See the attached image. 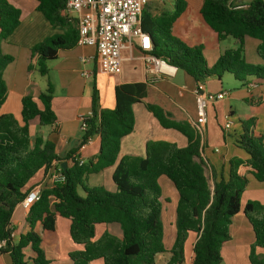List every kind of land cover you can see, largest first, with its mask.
<instances>
[{"label": "trees", "instance_id": "1", "mask_svg": "<svg viewBox=\"0 0 264 264\" xmlns=\"http://www.w3.org/2000/svg\"><path fill=\"white\" fill-rule=\"evenodd\" d=\"M36 1L37 10L53 27L63 31L32 48L38 73L46 76L48 62L57 59L61 50L77 46L79 31L77 20L66 13L68 0ZM186 7L184 0H176L174 11L156 16L143 11L141 28L153 39L154 56L184 71L199 84L209 78L221 80L225 74L242 84L253 77L264 80V0H253L245 7L235 0H203L201 18L217 41H238V47L226 50L213 66L205 58L203 45L189 46L174 35V25ZM20 23L21 11L7 0H0V44ZM247 38L259 42L256 53L262 64L248 63ZM12 62L13 58L4 55L0 48V107L7 95L3 73ZM53 93L49 85L36 98L25 96L20 121L13 115L0 116V256L9 255L11 264H51L47 242L55 233L57 220L65 219L70 222L69 237L79 247L69 254L72 264H156V257L165 253L170 254L166 264H223L222 249L231 240L230 227L243 210L255 236L250 261L264 264V259L256 255L257 248L264 249V204L248 202L244 208L241 204L249 184L239 174L241 166L251 167L255 179L264 182V136L256 133L253 119L241 123L242 133L237 141L248 159H232L227 179L213 173L211 187L195 127L171 120V115L157 105L145 104V84L117 86L115 107L102 109L95 81L92 117L86 120L88 129L81 147L89 139L99 137L100 151L87 163L72 158V153L62 159L49 140L36 137L33 141L31 122L37 119L44 127L57 121ZM135 104H145L162 128L181 133L187 146L149 141L143 157L119 158L122 139L134 131ZM70 160L72 166L68 167ZM54 166L61 168L64 180L42 189L40 200L31 206L26 217V230L17 242L12 240V219L17 207L32 189L36 176L45 175ZM110 168H114V192L87 185L90 176ZM162 177L172 183L178 195L176 234L169 250L164 242L163 193L159 184ZM99 226L105 229L99 231ZM108 226H117L121 237L110 232ZM26 250L33 256H27Z\"/></svg>", "mask_w": 264, "mask_h": 264}, {"label": "crops", "instance_id": "2", "mask_svg": "<svg viewBox=\"0 0 264 264\" xmlns=\"http://www.w3.org/2000/svg\"><path fill=\"white\" fill-rule=\"evenodd\" d=\"M7 1L21 11V23L11 36L0 44L2 53L13 58V62L7 66L3 73L7 95L0 107V116L9 114L20 121L22 99L25 96L31 95L36 98L41 91H46L49 85H52L54 91L52 105L57 121L52 126L44 127L39 125L37 119L31 122L33 141L36 137H41L53 142L57 155L62 159L72 153V158L87 163L98 155L100 151L99 137L92 138L90 143L81 147L85 134L81 130V121L84 117H88L92 111L95 81L100 91L102 109L115 107L114 89L117 86L142 83L147 86L145 104L157 105L171 115V120L186 122L195 127L194 124L198 118L196 91L199 83H196L182 70H178L175 77L170 79H155L147 75L138 48V41L134 42L133 48L122 52L123 63L120 75L108 76L101 70L95 48L75 46L71 50H61L57 59L48 62V75L41 76L37 70V57L33 56L32 48L47 38L62 34L63 31L53 27L37 10L38 2L36 0ZM184 1L187 7L174 25V35L189 46L203 45L205 58L208 64L213 66L226 50L237 48L238 41L233 39V48L224 50L221 43L227 42L231 38L218 42L216 35L204 24L200 15L203 0ZM252 1L235 0V3L245 7ZM175 2L176 0H158L149 4L144 10L152 16H156L164 11H174ZM70 17L76 20L74 16ZM194 18L197 20L199 28L196 27ZM258 44L259 42L255 39H245V54L250 64H262V60L256 53ZM85 58L88 59L86 63L82 61ZM85 71L90 73L89 78L82 76ZM226 80L235 79L232 75L225 74L221 80L209 78L203 84L204 93L227 92L229 94L224 100L208 106L206 123L201 127L202 157L207 163L206 175L207 177L208 174L210 175V179L209 177L208 179L211 187H213V173L218 178L227 179L229 163L232 159L237 158L243 161L248 159L246 152L237 145L242 133L241 123L243 121L253 119L256 133L264 136V80L253 77L249 78L246 84L232 81L233 91L224 88ZM251 84L254 86L249 87ZM145 104L133 106L134 131L122 139L119 158L124 156L143 157L146 144L149 141H167L175 143L179 147H185L188 144L187 139L181 133L162 128L153 114L147 110ZM227 122L231 123V128L228 131L225 130ZM71 166L72 161L70 160L68 167ZM54 172L56 171L52 168L45 175L43 173L37 175L31 184L32 188L35 186H41L42 189L50 188L54 184ZM113 172L114 168H110L96 174L100 177L97 182L99 186L105 187L111 192L115 191L112 183ZM252 172V168L246 165L239 168V174L249 180L242 196V208L248 202L264 204V182H258ZM89 178L87 184H89ZM164 212L165 218L175 223L176 213L173 215L168 209ZM27 215L28 211L21 205L17 207L13 215L12 228L16 234L14 240L16 242L19 240L20 233L26 230ZM59 220H57L55 233L47 242V255L49 254V245L55 247L60 245V242L58 245L56 243ZM66 222L64 229L69 235L70 222L68 220ZM107 228L114 235L121 237L117 226H108ZM104 229V226L98 227L99 231ZM230 235L231 240L222 249L223 264H252L250 254L255 236L243 210L234 217ZM188 245L190 246V243ZM76 250H79V247L73 243L69 246L67 254L62 253L61 258L63 259L57 263H66L67 261L64 259L68 260V255ZM26 254L33 256L28 250H26ZM256 255L264 259V249L257 248ZM169 258L170 254H168V260ZM51 261L54 262V260ZM0 264H11L9 255L0 256Z\"/></svg>", "mask_w": 264, "mask_h": 264}, {"label": "built area", "instance_id": "3", "mask_svg": "<svg viewBox=\"0 0 264 264\" xmlns=\"http://www.w3.org/2000/svg\"><path fill=\"white\" fill-rule=\"evenodd\" d=\"M158 0H68L66 13L74 16L77 20L79 38L77 46L93 47L97 51L98 63L101 70L108 76L120 75L122 73V52L133 48L135 41H138V48L141 52V59L144 62L145 72L155 79L173 78L178 69L165 60L157 58L152 54L154 42L152 37L143 32L141 18L144 9L151 3ZM84 63L88 59L82 60ZM85 78L90 73H82ZM251 84L249 87H253ZM204 85L199 84L196 91L197 121L194 124L199 135H202L201 127L206 123L207 108L210 104L224 100L229 96L227 92L217 94L204 93ZM92 117V111L88 117L81 121V130L86 132L88 126L86 120ZM231 128L227 122L225 130ZM89 139L87 143H90ZM82 163V162H80ZM54 182L64 180L61 168H54ZM42 193L41 186L33 187L20 205L29 212L31 206L40 200ZM12 229L11 239L15 240L16 234ZM4 244V243H3ZM1 247V245H0Z\"/></svg>", "mask_w": 264, "mask_h": 264}, {"label": "rangeland", "instance_id": "4", "mask_svg": "<svg viewBox=\"0 0 264 264\" xmlns=\"http://www.w3.org/2000/svg\"><path fill=\"white\" fill-rule=\"evenodd\" d=\"M196 19L198 20V16L196 17ZM196 19L194 22H196L195 23L196 27L199 28L198 22ZM233 43H234V40H233V38H231L227 42L221 43V47L224 50H226L228 48H233V46H234ZM90 68H91V66H90ZM232 81H236V80H231V81L226 80L225 81L224 88L226 90H229V91L232 90L233 91V87H231ZM92 84H93V82H92ZM234 133H235V131L233 132V134ZM234 136H235V134H234ZM208 177L210 179L209 174H208ZM99 178L100 177L96 176V175L90 176L89 184H87V185L89 187H98L99 183H97V182L99 181ZM159 184H160V187H161L162 193H163V205H164L163 214L165 213L164 211H166L168 209L174 215L176 212V205H177V201H178V195L174 189V186L172 185V183L168 179H166L164 177H162L160 179ZM79 192L81 194H83L81 189L79 190ZM164 218H165V216L163 215L162 220H163V223L165 226V240H164V242H165L166 249L169 250L171 248V246L173 245L175 234H176V229H175V223H173V221H170V220H168L166 218L164 219ZM66 223H67L66 220L60 219L59 224L57 225L58 228L56 231V236H57L56 243L58 245V243L60 242V245H58L56 247L53 245H49L48 256H49L50 260H54V262L52 261L51 264H72V262L69 258H68V260H65L66 258L64 259V261H67L66 263H64V262L57 263V261H61V259H63V258H61L63 256V254L64 255L67 254V250H68L69 246L73 245V243L70 242L71 239L68 235V232L65 231V229H64V226H66ZM189 260H188V263H189ZM167 261H168V253L159 254L156 257V264H166ZM94 264H102V262L97 261V262H94Z\"/></svg>", "mask_w": 264, "mask_h": 264}, {"label": "water", "instance_id": "5", "mask_svg": "<svg viewBox=\"0 0 264 264\" xmlns=\"http://www.w3.org/2000/svg\"><path fill=\"white\" fill-rule=\"evenodd\" d=\"M62 167L65 169V167H66V163H64V164L62 165Z\"/></svg>", "mask_w": 264, "mask_h": 264}]
</instances>
